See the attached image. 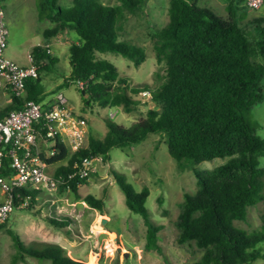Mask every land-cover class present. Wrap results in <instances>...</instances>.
<instances>
[{"label":"trees","instance_id":"obj_1","mask_svg":"<svg viewBox=\"0 0 264 264\" xmlns=\"http://www.w3.org/2000/svg\"><path fill=\"white\" fill-rule=\"evenodd\" d=\"M145 2L73 0L71 6L65 7L60 0H39L40 16L56 23L45 31L47 37L67 28L76 33L77 41L69 48L72 78L86 83L81 91L91 97L87 107L95 102L101 107L123 106L132 111L139 103L133 93L141 88L129 86L116 64L98 58L97 53H118L137 66L145 60L144 47L121 39L128 13H138ZM169 16V22L156 34L158 58L166 60L167 70L163 83L153 90L152 99L162 108H150L145 117L130 126L108 119L105 137L91 135L88 146L71 156L61 142L57 143L56 154L42 155L49 163L69 157L67 164L56 169L57 175L68 174L84 156L102 155L107 160L114 147L138 145L150 133H165L170 153L180 168L227 158L206 172L196 170L199 188L186 195L177 221L178 242H194L205 250L200 259L190 264H252L264 258V213L257 230L249 231L236 225V221L247 220L249 208L264 202V166L260 163L264 138L258 134L260 123L251 117L253 108L264 101V25L258 21L255 31L250 32L236 17L225 18L195 0H171ZM32 52L40 69L50 67L44 60L54 62L43 46H35ZM44 92L40 76L29 79L25 96H13L0 117L22 108L29 99L50 105L44 102ZM6 165L9 167V159ZM115 174L128 206L142 215L147 226L146 248L162 252V226L153 221L146 206L148 188L138 191L122 173ZM87 182L88 178L77 176L69 184L81 198L79 187ZM61 187L66 190L69 185ZM18 192L21 197H17L16 205L29 195L34 204L39 193L25 188ZM84 199L100 210L105 207L104 198L88 194ZM5 224L6 221L0 228ZM11 234L17 248L11 264L24 259L27 253L54 264L75 263L60 244H27L16 230Z\"/></svg>","mask_w":264,"mask_h":264},{"label":"rangeland","instance_id":"obj_2","mask_svg":"<svg viewBox=\"0 0 264 264\" xmlns=\"http://www.w3.org/2000/svg\"><path fill=\"white\" fill-rule=\"evenodd\" d=\"M102 1L119 3V0ZM170 1L146 0L138 13H128L121 39L144 47L146 57L140 65L118 53H97L98 58L116 64L120 76L127 79L129 86L141 88L140 92L133 93L139 103L132 111H126L123 106L101 107L95 102L86 106L91 97L81 91L84 87L82 83L72 78L74 67L69 48L77 41L76 33L67 28L47 37L45 31L56 23L40 16L39 0H2L10 29L5 54L21 65H29L36 62L29 57L35 46L49 50L54 62L44 60L43 63H49L50 67L40 69L39 75L45 87L44 102L53 103L57 94L63 92L75 114L87 123L88 145L91 135L105 137L108 119L130 126L145 117L150 108H162L152 99L153 90L163 83L167 70L166 60L158 58L156 34L170 20ZM60 3L69 7L73 0H60ZM241 24L250 32L255 31L253 17L246 16ZM251 117L260 123L258 134L264 138V101L253 108ZM48 143L47 155L50 156L55 141ZM68 159L65 161L68 162ZM226 160L217 157L198 164L185 161L190 164L180 168L170 153L165 133H150L138 145L114 147L109 159L98 156L96 169L91 172L88 182L79 187L81 198L72 188L65 190L59 187L43 192L29 207H18L12 212L5 226L0 228V264H11L17 252L11 230H16L27 244H60L64 254L74 260V264H190L200 259L205 250L194 242H178L180 228L177 221L183 203L188 193L194 194L199 188L196 170L206 172ZM260 163L264 166V156L260 158ZM115 171L126 176L136 190L148 188L146 206L153 221L162 226L159 232L162 252L146 248L147 226L142 215L128 206ZM88 194L104 198V209L100 210L85 200ZM263 213L264 202H260L249 208L247 220H237L236 225L249 231L260 229ZM51 218L64 224L57 225ZM261 246L264 247V242ZM16 264L54 263L27 253ZM252 264H264V258Z\"/></svg>","mask_w":264,"mask_h":264},{"label":"built area","instance_id":"obj_3","mask_svg":"<svg viewBox=\"0 0 264 264\" xmlns=\"http://www.w3.org/2000/svg\"><path fill=\"white\" fill-rule=\"evenodd\" d=\"M247 5L258 10L263 7L264 0H247ZM9 38L6 11L0 0V91L9 90L13 96L24 97L28 80L39 77L40 67L36 62L21 65L8 57L5 51ZM29 57L34 59L33 54ZM81 83L86 85L83 81ZM86 125V121L75 114L63 92H59L50 105L29 99L22 108L0 117V224L7 221L16 208L32 204V196L29 195L16 205L17 197H21L18 189L38 190L37 196H41L47 190H57L62 184L71 188L69 181L72 178L90 176L97 167L99 155L84 156L75 163L74 171L57 175L50 171V163L43 157L39 145L40 138L47 142L55 141L51 149V155H54L60 140L68 143L75 152L88 146ZM6 159L10 161L9 167ZM7 169L8 172L5 171Z\"/></svg>","mask_w":264,"mask_h":264},{"label":"crops","instance_id":"obj_4","mask_svg":"<svg viewBox=\"0 0 264 264\" xmlns=\"http://www.w3.org/2000/svg\"><path fill=\"white\" fill-rule=\"evenodd\" d=\"M196 3L200 6L210 7L212 8L217 14L225 17V18H233L236 17L240 23L246 19V16L253 17V25H256L257 22H261L264 25V5L262 8L258 10H252L247 5V0H195ZM13 99V95L9 90H2L0 91V111L8 105ZM55 102V101H54ZM53 102V103H54ZM39 145L43 152L47 154V149L49 148L50 144L45 141L44 139H39ZM61 142L58 140L57 143ZM69 150V153H74L68 143H64ZM69 157L64 160L57 161L55 163H50L49 169H53L52 173H56V169L63 165L67 164L68 162L65 161ZM69 161V160H68ZM42 195V194H41ZM40 196H37V199ZM36 199V200H37Z\"/></svg>","mask_w":264,"mask_h":264},{"label":"water","instance_id":"obj_5","mask_svg":"<svg viewBox=\"0 0 264 264\" xmlns=\"http://www.w3.org/2000/svg\"><path fill=\"white\" fill-rule=\"evenodd\" d=\"M83 92H84V93H86V91H85V90H84ZM89 103H90V100H88L87 104H89Z\"/></svg>","mask_w":264,"mask_h":264}]
</instances>
